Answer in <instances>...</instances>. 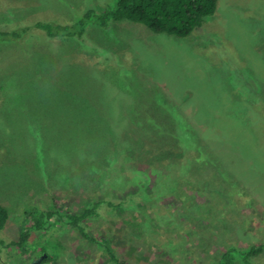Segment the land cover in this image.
Segmentation results:
<instances>
[{"label": "rangeland", "instance_id": "1", "mask_svg": "<svg viewBox=\"0 0 264 264\" xmlns=\"http://www.w3.org/2000/svg\"><path fill=\"white\" fill-rule=\"evenodd\" d=\"M113 2L0 0V29ZM28 33L0 40V239L57 199L65 212L102 200L86 231L127 264H214L264 241V0H217L186 37L127 19L90 22L80 38ZM170 119L202 147L184 151L180 134L174 151L157 133ZM41 245L53 258L37 264H113L57 222L1 249L0 264H32ZM251 260L264 264V251Z\"/></svg>", "mask_w": 264, "mask_h": 264}, {"label": "trees", "instance_id": "2", "mask_svg": "<svg viewBox=\"0 0 264 264\" xmlns=\"http://www.w3.org/2000/svg\"><path fill=\"white\" fill-rule=\"evenodd\" d=\"M216 5L217 0H114L113 4L106 8H87L72 22L60 23L51 20H39L33 24L18 28L0 29V40H17L23 35L29 34L28 32L31 29L41 31L48 38L56 36L80 38L86 25L90 22L103 27L109 21H121L124 19L143 24L154 33L186 37L202 25L205 17L214 13ZM171 120L164 123V129L157 133L160 136L164 135V139L170 140L171 143L177 145L171 146L174 151L177 152V147H179V142L177 143L175 138L180 137V134H185V137H189L190 142L191 139L196 140V145L190 144L189 141L184 142L182 147L185 149L184 151L189 152L192 148L197 150L202 147L200 144L201 137L192 126L180 121L173 123ZM141 128L148 130V128ZM108 133L107 135H111V133ZM131 133L132 129L125 130L122 136L130 139ZM190 162L193 163L192 160ZM178 166H181V163ZM135 178H138V176ZM101 202L102 200L94 201L92 205L83 207L76 212H65L61 211L57 199H53V208L32 209L27 212L26 222L16 239L9 241L0 239V252L3 248L25 249L32 231H47L57 222L73 227L83 237L99 244L111 263L127 264L126 260L117 257L114 248L107 239L91 236L86 231L87 221L90 217L97 214V208ZM106 203L112 205L110 201ZM113 205L120 206V203ZM8 217V209L0 203V230L4 227ZM39 251L40 254L46 253V257L41 261L42 263L52 260L53 256L47 250L46 245H41ZM262 251H264V241L243 249L232 246L223 251L214 264H255L251 258ZM28 264L31 263L28 262Z\"/></svg>", "mask_w": 264, "mask_h": 264}, {"label": "water", "instance_id": "3", "mask_svg": "<svg viewBox=\"0 0 264 264\" xmlns=\"http://www.w3.org/2000/svg\"><path fill=\"white\" fill-rule=\"evenodd\" d=\"M46 257V253H42L41 256H39L38 258L34 259L32 261V264H37L39 263L40 261H42L44 258Z\"/></svg>", "mask_w": 264, "mask_h": 264}]
</instances>
